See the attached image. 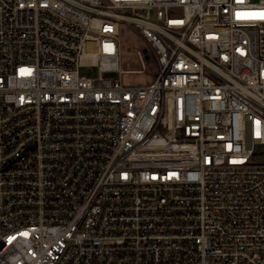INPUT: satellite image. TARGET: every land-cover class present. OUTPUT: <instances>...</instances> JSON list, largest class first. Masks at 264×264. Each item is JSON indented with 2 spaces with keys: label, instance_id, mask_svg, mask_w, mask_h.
Returning a JSON list of instances; mask_svg holds the SVG:
<instances>
[{
  "label": "built area",
  "instance_id": "obj_1",
  "mask_svg": "<svg viewBox=\"0 0 264 264\" xmlns=\"http://www.w3.org/2000/svg\"><path fill=\"white\" fill-rule=\"evenodd\" d=\"M262 12L0 0V264H264ZM122 23L149 84L122 80Z\"/></svg>",
  "mask_w": 264,
  "mask_h": 264
},
{
  "label": "rangeland",
  "instance_id": "obj_2",
  "mask_svg": "<svg viewBox=\"0 0 264 264\" xmlns=\"http://www.w3.org/2000/svg\"><path fill=\"white\" fill-rule=\"evenodd\" d=\"M120 69L122 80L129 85H143L151 83L159 71L157 58L148 43L138 32L126 23L120 25ZM148 48L150 58L141 62L139 51ZM83 72L91 73L90 68H83ZM114 76H119L116 71ZM264 160V158H262Z\"/></svg>",
  "mask_w": 264,
  "mask_h": 264
},
{
  "label": "snow or ice",
  "instance_id": "obj_3",
  "mask_svg": "<svg viewBox=\"0 0 264 264\" xmlns=\"http://www.w3.org/2000/svg\"><path fill=\"white\" fill-rule=\"evenodd\" d=\"M260 18H261V19H264V12H262V13L260 14Z\"/></svg>",
  "mask_w": 264,
  "mask_h": 264
}]
</instances>
